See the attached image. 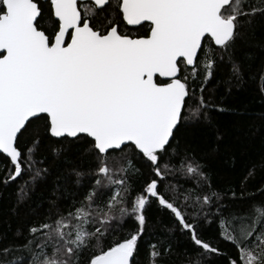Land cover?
<instances>
[{
	"label": "snow or ice",
	"instance_id": "1",
	"mask_svg": "<svg viewBox=\"0 0 264 264\" xmlns=\"http://www.w3.org/2000/svg\"><path fill=\"white\" fill-rule=\"evenodd\" d=\"M257 27L264 0H0V264H264V151L217 183L223 134H190L264 96Z\"/></svg>",
	"mask_w": 264,
	"mask_h": 264
},
{
	"label": "trees",
	"instance_id": "2",
	"mask_svg": "<svg viewBox=\"0 0 264 264\" xmlns=\"http://www.w3.org/2000/svg\"><path fill=\"white\" fill-rule=\"evenodd\" d=\"M139 31L143 32L144 29H139ZM251 43L253 45L264 44V27L256 28ZM254 50L257 56L264 57V51L260 48ZM257 89L258 83L250 82L243 90H233V95L226 97L223 104L226 107L235 108V112L218 113L213 111V125L215 127L197 125L190 130L194 139L197 141L206 140L209 144L215 141L217 129L223 134L219 143V153L205 156L202 160V163H206L208 169L213 172L217 183L235 179L239 174L238 169H234L229 163H225L229 158L228 152L225 150L227 146L244 147L246 142L248 153L256 159H259L256 154L264 151V143H262L264 141V119L261 118L264 114V96ZM217 99L219 100V97ZM252 132L256 134L253 136ZM259 179L260 175L258 174L255 180ZM14 188L15 185L8 189L0 187V197H2L0 198V232L6 230L8 221L12 222L13 230L16 227L15 218L10 213L12 201L9 195ZM226 246V242L220 244L221 248H226Z\"/></svg>",
	"mask_w": 264,
	"mask_h": 264
}]
</instances>
